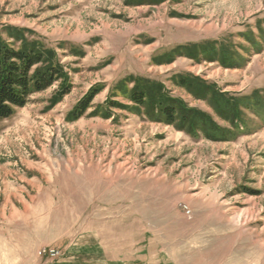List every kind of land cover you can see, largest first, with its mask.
<instances>
[{
	"label": "rangeland",
	"instance_id": "obj_1",
	"mask_svg": "<svg viewBox=\"0 0 264 264\" xmlns=\"http://www.w3.org/2000/svg\"><path fill=\"white\" fill-rule=\"evenodd\" d=\"M0 38L58 73L0 120V264H264V0H0Z\"/></svg>",
	"mask_w": 264,
	"mask_h": 264
},
{
	"label": "trees",
	"instance_id": "obj_2",
	"mask_svg": "<svg viewBox=\"0 0 264 264\" xmlns=\"http://www.w3.org/2000/svg\"><path fill=\"white\" fill-rule=\"evenodd\" d=\"M43 57L35 50L13 48L0 38V120L11 118L16 108H24L33 92H43L53 85L58 73L38 71L31 76L32 69L41 64ZM139 105H145L144 94L133 98ZM152 113V112H151ZM160 115L169 124H174L176 110L162 108Z\"/></svg>",
	"mask_w": 264,
	"mask_h": 264
}]
</instances>
